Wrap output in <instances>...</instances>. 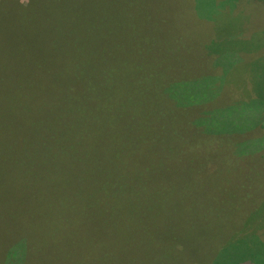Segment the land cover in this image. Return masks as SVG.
Segmentation results:
<instances>
[{
  "label": "trees",
  "instance_id": "1",
  "mask_svg": "<svg viewBox=\"0 0 264 264\" xmlns=\"http://www.w3.org/2000/svg\"><path fill=\"white\" fill-rule=\"evenodd\" d=\"M152 2L0 0V172L46 183L42 199L0 192V264H264V241L249 232L264 220L263 182L254 179L251 206L250 193L239 198L223 181L264 148V138L248 147L235 141L264 121V101L189 119L184 110L214 102L218 82L178 77L191 56L179 50L184 58L165 65L169 50L176 56L171 41L169 58L150 47L141 29ZM200 5L191 1L193 15L202 16ZM204 24L192 26L214 34ZM207 50L191 52L205 60ZM209 175L220 179L222 203L233 210L218 212L220 204L211 224L197 216V198L169 207V186L151 190L158 176L184 184V176ZM186 227L213 238L190 247Z\"/></svg>",
  "mask_w": 264,
  "mask_h": 264
},
{
  "label": "rangeland",
  "instance_id": "2",
  "mask_svg": "<svg viewBox=\"0 0 264 264\" xmlns=\"http://www.w3.org/2000/svg\"><path fill=\"white\" fill-rule=\"evenodd\" d=\"M19 1L25 2V0ZM191 1L153 0L151 4L152 13L148 14V20L141 29L145 35L151 38V42L154 43L150 47H156L158 51L165 50L168 58L171 55L170 60L165 65H177L176 60H182V58L189 54L191 57H194L197 52L191 51H199L202 44H204L206 49H209L204 51L207 52L205 60L203 58L205 55L202 57L198 53L200 58L197 61L191 57H187L184 61L183 75L178 76L186 75L185 78L187 80L200 76L199 78L202 79V82H204L206 76H210L218 82V94L214 98V102L210 101L211 103L209 102L205 107L190 106L184 110L188 113L189 119L193 120L195 114L200 112V110L206 111L228 105L233 106L234 103L241 105V102H250L252 109L261 108L262 104L259 101H264V4L259 0H195L201 3V12H199L202 13V16L199 17L191 13L194 10L191 8ZM109 11V17L112 18V23L120 15L119 6H116V8L110 7ZM160 20H162V23ZM201 21H204V25L210 28L214 34H211L208 29L204 35L199 34L192 24ZM213 26L214 28H212ZM223 30H227L224 36H222L224 34ZM167 40L171 41L168 44L173 43L171 47L175 50L176 56L172 55L170 50L169 55L166 50ZM179 50H183L184 57L181 56ZM194 70L196 72H192ZM209 79L213 81V79ZM213 89L214 86L208 91H212ZM167 105H169L168 101ZM238 111L240 110L238 109ZM191 113L192 115H190ZM253 124H255V121L250 125ZM263 138L264 121L256 129L253 128L250 130L245 137L243 136L241 139L238 137L235 141H250L246 144L248 147L249 144L259 143ZM235 141L232 143V146L236 145ZM222 143L223 141L216 143L218 149H222ZM202 146L208 148L206 144H202ZM124 149L125 147L122 148L121 152ZM231 161L242 162L244 160L231 159ZM237 165L239 168L235 170L226 166L230 172L223 181L228 186V190L236 188V191L231 193L235 195L238 193L239 198L241 196L244 197L246 193H250L251 195L246 197V201L252 206L256 203L254 199L255 193L253 192L257 190L254 179L262 181L264 188V170H262L264 165V148L255 153V161L252 159ZM242 170L249 173V176L250 172H253V174L247 179L248 174ZM256 171L261 173L259 175L260 178L256 176L259 174ZM168 178L158 176L156 178L157 182H152V189H150L153 192L159 193L160 190L166 189L169 186L167 192L170 200L168 202L169 207H173L176 201L191 204L190 202L194 198H197L202 203L197 207V209L202 208V211L197 212V216L200 219H206L205 221L208 224L214 222L212 212L220 204H222L220 207L224 208L218 210V212H226L228 215L233 213L230 207L222 203L226 199V195H224L225 192L222 189L219 178L211 177V175L199 178L190 177V179L184 182V176L182 179H179L184 184H180L173 176L170 179ZM31 179L18 176L17 173L2 175L0 172V192H12L16 195L30 192V197L36 196L42 199L40 194H45V191L40 190V187L45 186V179L38 177H35V180ZM4 184L9 185V188L7 186L5 187ZM196 188L200 189L194 190ZM34 203H36V199L30 198L28 205H33ZM259 207L264 208V196H261L259 199ZM226 217L221 220L222 223H227ZM200 230L197 227L184 228L182 230L184 232L182 236L184 244L198 248L200 244L213 238L211 234ZM249 232H255L251 235H256L264 241V220L261 223V228L253 224V229ZM220 243L221 240L218 239L213 248L217 244L219 246ZM205 246L208 247V244ZM64 264L67 263L64 262Z\"/></svg>",
  "mask_w": 264,
  "mask_h": 264
}]
</instances>
